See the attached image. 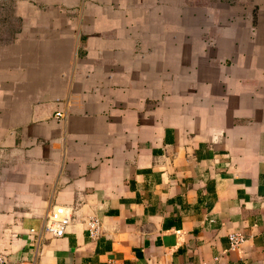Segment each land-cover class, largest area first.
<instances>
[{
  "label": "crops",
  "instance_id": "1",
  "mask_svg": "<svg viewBox=\"0 0 264 264\" xmlns=\"http://www.w3.org/2000/svg\"><path fill=\"white\" fill-rule=\"evenodd\" d=\"M13 8L0 53L8 264H264V0ZM52 213L64 234L47 230Z\"/></svg>",
  "mask_w": 264,
  "mask_h": 264
},
{
  "label": "built area",
  "instance_id": "2",
  "mask_svg": "<svg viewBox=\"0 0 264 264\" xmlns=\"http://www.w3.org/2000/svg\"><path fill=\"white\" fill-rule=\"evenodd\" d=\"M58 116H61V113H56ZM68 219H64L58 213L49 214L47 217V230L53 233L54 235H62L65 232ZM100 221L98 219H91L88 223L89 234L93 237L99 230ZM230 241V249L236 250L239 248L240 244L245 239L244 235L240 232H232L228 235ZM0 264H8L7 258L3 253H0ZM113 264V263H110Z\"/></svg>",
  "mask_w": 264,
  "mask_h": 264
},
{
  "label": "rangeland",
  "instance_id": "3",
  "mask_svg": "<svg viewBox=\"0 0 264 264\" xmlns=\"http://www.w3.org/2000/svg\"><path fill=\"white\" fill-rule=\"evenodd\" d=\"M13 3L15 0H0V53L11 49V34L18 27L19 16Z\"/></svg>",
  "mask_w": 264,
  "mask_h": 264
}]
</instances>
